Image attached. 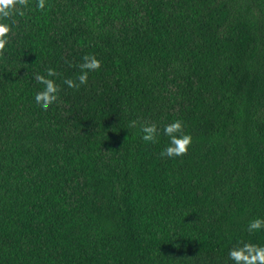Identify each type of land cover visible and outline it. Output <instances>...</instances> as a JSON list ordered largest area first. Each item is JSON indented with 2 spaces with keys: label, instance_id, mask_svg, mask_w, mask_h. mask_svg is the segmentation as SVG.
I'll return each instance as SVG.
<instances>
[{
  "label": "trees",
  "instance_id": "trees-1",
  "mask_svg": "<svg viewBox=\"0 0 264 264\" xmlns=\"http://www.w3.org/2000/svg\"><path fill=\"white\" fill-rule=\"evenodd\" d=\"M35 2L0 50V264H233L264 244V0ZM86 53L101 68L69 88ZM173 119L192 143L170 158Z\"/></svg>",
  "mask_w": 264,
  "mask_h": 264
},
{
  "label": "clouds",
  "instance_id": "clouds-1",
  "mask_svg": "<svg viewBox=\"0 0 264 264\" xmlns=\"http://www.w3.org/2000/svg\"><path fill=\"white\" fill-rule=\"evenodd\" d=\"M47 0H36L35 8L45 10ZM30 8L28 0H0V50H5L13 34L14 21L9 20L14 15L24 16L25 11ZM79 73L75 78L67 77L64 84L69 88L79 89L82 85H86L89 80L90 73L101 68V60L93 53H86L82 57V62L77 65ZM58 75L53 67L45 69L44 73H34L33 79L42 87L34 93V102L43 110H48L51 105L58 102L60 88L53 77ZM133 125L136 121L131 122ZM143 133L144 141L155 142L159 128L155 123H142L140 125ZM163 134L167 136L168 142L162 148L160 155L166 157L183 156L192 143L190 133L184 131V123L180 119H173L162 127ZM264 230V217H257L248 223V231ZM177 236L173 241L178 243ZM233 264H264V244L253 243L250 241H238L228 251Z\"/></svg>",
  "mask_w": 264,
  "mask_h": 264
}]
</instances>
